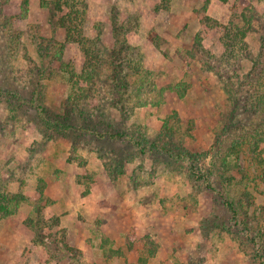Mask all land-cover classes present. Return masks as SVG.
I'll return each mask as SVG.
<instances>
[{"label": "rangeland", "instance_id": "obj_1", "mask_svg": "<svg viewBox=\"0 0 264 264\" xmlns=\"http://www.w3.org/2000/svg\"><path fill=\"white\" fill-rule=\"evenodd\" d=\"M54 1L0 0V192L27 197L0 213V264L136 263L134 241L155 247L147 264H264V114L249 109L264 103V0H86L101 74L78 100L61 64L80 74L86 56ZM70 110L64 129L46 118Z\"/></svg>", "mask_w": 264, "mask_h": 264}, {"label": "trees", "instance_id": "obj_2", "mask_svg": "<svg viewBox=\"0 0 264 264\" xmlns=\"http://www.w3.org/2000/svg\"><path fill=\"white\" fill-rule=\"evenodd\" d=\"M50 7L53 10L55 9L57 13H59L58 22L61 27L65 28L66 36L68 37V39L77 41L80 44L81 49L85 53V56H86V62H85L84 68L82 69V73L80 74L75 73L73 70H68L64 62H62L61 64L62 70L64 71L67 70L70 73V76L72 78L74 85L79 84V90H78L79 94L74 95V99L78 100L81 97H86L88 94L91 93V91H93V86L95 83V80H94L95 76L101 74V70L100 72L97 71V68L100 67L101 65L100 61L96 62L95 60L96 63L94 64H91L90 62L93 60V57L98 56V54H96L97 51H99L102 54V48L98 45L99 43H97L96 41H92V39L87 37L85 34V23L88 19V11H89V7H88L86 0H55L53 4L50 5ZM242 18L245 20L246 23L248 24L251 23L250 17L245 12L242 13ZM236 29H237L236 31H232L231 29L226 27L225 37L222 39L224 40L225 45L228 49L231 47H234L235 44H239L247 33V29L243 28L242 26L236 25ZM196 38L199 42V45H202L199 35ZM57 45L58 43L56 44V46ZM63 45L64 43L61 44V48L57 47L55 50V55L60 59L63 58V48H64ZM114 70L116 71V73L112 74L113 76L112 80L115 81L114 89H116L117 92L121 93L123 92L122 89H125V87L130 86V82L126 79L127 75L123 74L122 70L117 69L116 65L113 66V71ZM261 82L263 83V85L261 86L260 84V87H261L260 92H258L257 94V98L260 100L264 99V78L261 79ZM123 95L124 94H122V96ZM30 99L31 101L35 103V100H36L35 96H32ZM30 99H28L27 102H29ZM37 106L41 110H44V107L42 106L41 103H38ZM252 108H254V111L256 113L260 115L264 114V103L260 101H258L257 104L255 103L253 107L251 108L249 107V109H252ZM89 114L90 115H85L83 111H81L80 113V115L84 118L86 122H88V124L90 122L93 123L95 119L94 118L95 113H89ZM72 115H73V112L71 114H67L62 117L58 116V118L56 119H53L51 115H50L51 116L50 118H49V115L46 116V118H48V121L50 122V124L54 125L55 127L60 126V128L62 127V129H64L65 126L70 124L71 119L73 120ZM104 115L105 113H103L101 116L102 123H106L105 122L106 115L105 116ZM100 135L102 136V138L110 137V138H113L114 140H117V139H121V137H123L124 134L121 131L114 130L113 132H108L104 130V131H101V134H99V136ZM244 141L245 140L241 138L234 140L229 146V152L227 153V156H232V155L238 156L240 148L243 146ZM256 147L257 149L261 150L260 151L261 156L258 158L259 162L264 164V158H262V155L264 153V134L260 135V137L256 140ZM225 161L229 162V159H227L226 157ZM222 164L226 168L225 162H223ZM226 171H227V168H226ZM42 189L43 188H41L40 190L41 193H43ZM26 199L27 197L24 196L23 192H18L16 194L0 192L1 216H6V215L16 212L20 203L25 201ZM35 211H37V213L39 214V217H38L39 220H43L44 218L42 215V208L40 207V205L35 206ZM52 219L57 220L58 218L54 217ZM30 220H32V217L30 218ZM135 243H136L135 241L134 243L130 242L128 245V250L130 252L136 251L137 262L130 263L127 260L126 264H147L150 257L154 256L155 254V247L154 246L149 247L146 249V252H144L145 249L135 250ZM152 243L153 242L151 240L148 241V244H152ZM64 244H65V247H67L69 250L76 249L75 247L70 246L67 242H65ZM111 251L114 252L116 255L125 256L124 255L125 252L122 249L118 248L117 250L114 249Z\"/></svg>", "mask_w": 264, "mask_h": 264}]
</instances>
